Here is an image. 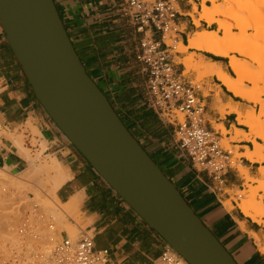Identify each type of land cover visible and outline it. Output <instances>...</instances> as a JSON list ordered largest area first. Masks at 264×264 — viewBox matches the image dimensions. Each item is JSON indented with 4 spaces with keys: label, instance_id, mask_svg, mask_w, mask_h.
Masks as SVG:
<instances>
[{
    "label": "crops",
    "instance_id": "0c3cea01",
    "mask_svg": "<svg viewBox=\"0 0 264 264\" xmlns=\"http://www.w3.org/2000/svg\"><path fill=\"white\" fill-rule=\"evenodd\" d=\"M55 2L85 68L132 134L238 264H264V216L256 220L246 215L241 201L232 194L246 189L243 175L238 169L230 170L219 184L197 169L179 145L177 127L162 120L148 105L147 76L137 60L145 35L125 11L124 0ZM207 6L212 5L207 2ZM203 11L200 0H178L179 41L186 48L197 33L219 32L218 23L200 19ZM196 20H200L199 25ZM191 57L197 63L217 64L232 76L230 58L189 48L176 55L177 69L188 83L198 78V73L185 65ZM201 84L199 97L206 104L207 127L218 132L222 140L237 136V131L251 134L240 117L246 118L258 107L229 90L218 76H208ZM242 137L231 143L240 154L263 144L261 138ZM21 139L33 156L42 151L44 143L42 157L61 165L69 180L58 190V198L64 204L78 199L76 209L86 230L94 231L99 249L110 250L114 264L157 263L170 246L96 172L48 115L0 23V169L20 174L32 167L29 155L16 143ZM34 140H38L37 149L32 147ZM240 163L252 177H258L263 167L247 157ZM70 222L76 226L73 219ZM100 237H105L104 246L98 242Z\"/></svg>",
    "mask_w": 264,
    "mask_h": 264
},
{
    "label": "water",
    "instance_id": "95a60500",
    "mask_svg": "<svg viewBox=\"0 0 264 264\" xmlns=\"http://www.w3.org/2000/svg\"><path fill=\"white\" fill-rule=\"evenodd\" d=\"M0 23L38 101L110 187L189 264H238L90 76L55 0H0Z\"/></svg>",
    "mask_w": 264,
    "mask_h": 264
},
{
    "label": "built area",
    "instance_id": "2783aa9c",
    "mask_svg": "<svg viewBox=\"0 0 264 264\" xmlns=\"http://www.w3.org/2000/svg\"><path fill=\"white\" fill-rule=\"evenodd\" d=\"M124 3L137 30L145 35L137 60L143 64L147 76L148 105L162 120L177 127L179 145L192 164L223 184L226 174L240 166V158L234 148L223 146L218 132L207 127L206 104L199 97L202 85L184 81L177 69L176 55L180 54L181 44L178 0H124ZM37 144L32 147L37 149ZM55 227L54 218L32 203L18 228L26 246L34 249L24 264H114L110 250L99 249L91 231L82 232L76 242L68 234L64 236L65 231L60 234L61 241L48 236L45 239L51 240L54 247L46 253L40 240L45 232L55 233ZM156 264L189 263L169 247Z\"/></svg>",
    "mask_w": 264,
    "mask_h": 264
},
{
    "label": "rangeland",
    "instance_id": "374dc122",
    "mask_svg": "<svg viewBox=\"0 0 264 264\" xmlns=\"http://www.w3.org/2000/svg\"><path fill=\"white\" fill-rule=\"evenodd\" d=\"M208 3L212 5L211 2ZM217 3L225 6L224 9L226 12L224 13L227 14V16L226 14H224L225 16L221 15L219 18L226 22L229 21L230 23H228L232 26L231 31L235 33L236 36H238L237 42H239H235L237 43V45L235 44V47H240L242 50L241 52H234L233 55L241 59L247 66H249L252 71L255 72V76L253 78L245 81V86L246 89H250V93L252 95L251 99L248 100L253 102L255 106L258 107V109H252L246 117L254 122V131L264 135V116L260 115L262 105L264 104V0H218ZM219 32L220 35L223 36L224 32L222 30H220ZM181 44L179 45L178 51L180 53H185L182 50ZM178 61L179 60L177 59L176 62ZM186 61L190 62L191 64V67L187 66L188 70H193L198 73L197 81L194 83L201 84L203 79L208 77L201 71L197 70V68L202 64L195 62L192 57L186 59L184 62ZM230 72L232 76L236 77L233 70ZM254 111L255 114H253ZM179 119L182 120L183 116L180 115ZM224 134H226L225 130ZM242 136H244V138H247V136L245 135H239L231 138L230 140H223L222 144L225 148H233L231 143L242 139ZM234 138H237V140L233 141L232 139ZM261 140L263 143L262 145H264V139ZM20 142L23 146L24 142L22 139L20 140ZM36 144L37 141L34 140L33 145ZM41 147L42 151L36 152L35 156L31 154L30 150H26L29 152L28 155L30 159L28 157L27 158L31 162L34 169L47 162L48 160L47 158L42 157V154L46 149V145L43 143ZM234 149L236 152V157L241 159V155L243 154L239 153V148ZM262 164L263 167L261 169L264 168V163ZM241 169L242 166L240 163V166H238V170L240 171V173ZM261 169L259 171V176L253 177L256 181L248 182L245 179L246 189L244 191L236 190L235 192H232L233 195H241L243 197L240 200L237 198V201L242 202L243 200L247 199V196H249V194L253 195L254 193H256V202L258 204L264 205V183L259 182V179H261ZM39 174H35V176L33 174V177H29L25 172L20 174H13L9 169H0V249L2 250H0V264H24V261L26 260L28 254L34 251V249L26 246V243L23 242L22 238L18 234L20 221L25 216V213L31 209L32 202L34 204H38L41 208L44 206L45 208L43 207L42 209H48L46 210L47 213L54 218L56 232L55 234H53L56 236L53 235V237L52 235H49L48 232H46L47 234L44 233L42 237L45 236V238H47L48 236H51L53 239L56 237V240L61 241L62 237L60 234L65 231L72 238V240L76 242L81 237L80 232L87 231V226L83 224L80 212L78 211V209H76L77 207H74L72 209L68 206L64 207L61 206L60 203L56 202L55 198H47V188H49V186L51 185V175L46 172ZM26 177L28 178V180ZM243 177L245 178V175H243ZM50 199L52 200V203L49 202L51 204V207L49 208V205H47L46 207L45 204L48 203L47 200L49 201ZM35 200L37 202L39 201V203L35 202ZM44 200L46 201V203H44ZM53 205H55V207ZM260 209L261 207L259 205V210ZM55 213L57 214L54 215ZM263 216L264 215H262L261 217ZM70 219H73L75 221L76 226L70 222ZM9 232L10 234H8ZM91 233L94 234V231H91ZM42 241L40 240V243H42ZM98 242L101 246H104L105 237H100ZM51 244L52 241L50 240V244H44V248H51L52 250L54 245Z\"/></svg>",
    "mask_w": 264,
    "mask_h": 264
},
{
    "label": "bare ground",
    "instance_id": "6f19581e",
    "mask_svg": "<svg viewBox=\"0 0 264 264\" xmlns=\"http://www.w3.org/2000/svg\"><path fill=\"white\" fill-rule=\"evenodd\" d=\"M201 1L203 2L204 11H203L202 14H200V19L201 20H205L208 23H218L219 26H220L219 31L222 30L224 32V34L222 36V35H220V32H213V33H210V32H202V33H197L196 35H194V37L191 38L190 45H189L190 47L189 48L199 49V50H203V51H206V52L215 54V55H220V56H225V57L230 58V67L234 71L236 77H232V76L226 74L225 71L221 68V66H219L217 64H204V63H202V65L200 67H198L197 70L198 71H201L206 76H218V78L224 83V85L226 87H228V89L231 90L232 92H234L236 95L241 96V97H243L245 99H251V96L252 95L250 93V89H246L245 81L253 78L255 76V72L252 71L249 68V66H247L241 59H239L236 56H233V53L234 52H241L242 49L240 47H237V46L235 47V44L237 45V43L239 41L237 42V40H238L237 37L238 36H236L235 33H233L231 31L232 26H231V24H229L230 22L229 21L226 22V21L222 20L221 18H219L221 15L226 14V13H224V12H226L225 9H224L225 6L222 5V4H218L217 3L218 0H201ZM207 2H211L212 3V6H207ZM196 11H197V9H196ZM226 16H227V14H226ZM228 16H230V15H228ZM196 23L199 25L200 24V20H196ZM235 42H237V43H235ZM181 47H182V50L184 52H186V51L189 50V48L184 47L183 44H181ZM189 61H191V60H189ZM185 65H186V67L187 66H190L191 67L190 62H187L186 61L185 62ZM253 114H255V111H254ZM260 115L261 116H264V104L262 105L261 114ZM243 117L242 116L240 117L241 123L244 124V125H246V126H249L252 129V132L249 135H245L246 133L237 131V136H239V135H245V136H247L246 139L251 138V137H248V136H255L257 138L264 139V135L263 134H259V133H257V132L254 131V122L252 120L248 119L247 117L245 118V116H243ZM232 140L233 141L234 140H237V138H234ZM16 143H17V145L19 147H23L22 144H21V142H20V140L16 141ZM24 152H26L27 154H29V152L26 151L25 148H24ZM241 156L242 157H247L251 161L260 162L262 164V163H264V145H261V144H258L257 143L256 144L255 151L250 152L248 150V152L246 154H243ZM44 172H46V173H48V174L51 175V179H50L51 180V185L49 186V188H47V190H48V197L47 198H55L56 202L60 203V205L61 206H64V207L65 206H68L71 209L74 208V207H76L78 205V199H74V200L70 201L69 203L64 204L58 198V195H57L58 190L69 179L65 175V173L63 172V169H62L61 165L57 162V160L53 159L50 162L47 161V162L41 164L40 166H38L36 169H34L33 167H31L25 173H26L27 176L30 177L33 174L35 176V174L38 175L39 173H44ZM241 173H242V175H245V179L248 182L256 181L250 175L248 169L242 167ZM7 174H9V173H7ZM27 180H28V178H27ZM259 182L264 183V168L261 169V179H259ZM38 191H40V190H38ZM255 199H256V193H254L253 195L252 194L251 195L249 194V196H247V199H245V200H243L241 202L240 207H241V209L244 211V213L246 215L251 216V217H253L254 219L257 220L259 217H261L262 215H264V205L258 204ZM51 201H52L51 199L49 201L47 200L48 203H46V201L44 200V203H46L45 204L46 207H47V205H49V208L51 207L50 206L51 204L49 203ZM35 202H37V201L35 200ZM37 203H39V201ZM257 204H258V206H257ZM259 205L261 207L260 210H259ZM53 206L55 207V205H53ZM26 207H27V205H26ZM53 208H51V209H53ZM46 210H48V209H46ZM51 212H53V211H51ZM56 214L57 213H55L54 215H56ZM5 232H7V231H5ZM10 232H11V230H10ZM10 232L8 234H10ZM51 233L52 234H50V233L49 234L52 235V236L55 234V233L53 234V232H51ZM80 234H81V232H80ZM54 236H56V235H54ZM43 238H44L43 241L41 240L43 246H44V243L50 244V241L48 239L46 240L45 239V236H43ZM50 238H52V237L50 236ZM55 238H54V240H55ZM21 244H22V242H21ZM3 248H5V247H3ZM43 251H45L46 253H50L51 252V248H48V249H45L44 248ZM263 251H264V249H263ZM9 253H10V251H9Z\"/></svg>",
    "mask_w": 264,
    "mask_h": 264
},
{
    "label": "trees",
    "instance_id": "16d2710c",
    "mask_svg": "<svg viewBox=\"0 0 264 264\" xmlns=\"http://www.w3.org/2000/svg\"><path fill=\"white\" fill-rule=\"evenodd\" d=\"M126 125V124H125ZM129 129V128H128Z\"/></svg>",
    "mask_w": 264,
    "mask_h": 264
}]
</instances>
